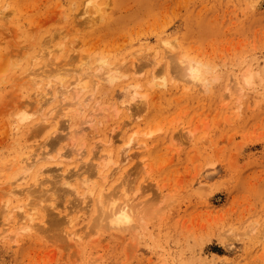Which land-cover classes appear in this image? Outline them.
<instances>
[{
    "label": "rangeland",
    "instance_id": "1",
    "mask_svg": "<svg viewBox=\"0 0 264 264\" xmlns=\"http://www.w3.org/2000/svg\"><path fill=\"white\" fill-rule=\"evenodd\" d=\"M164 40L215 77L189 85L173 56L160 61L137 124L115 112L128 79L86 89L68 116L72 88L30 81L78 54L86 62L65 83L101 57L127 68L140 58L150 66L129 75L143 81ZM131 136L130 152H143L87 195L100 152L116 159ZM125 193L131 222H104ZM29 212L38 224L22 229ZM0 264H264V0H0Z\"/></svg>",
    "mask_w": 264,
    "mask_h": 264
},
{
    "label": "bare ground",
    "instance_id": "2",
    "mask_svg": "<svg viewBox=\"0 0 264 264\" xmlns=\"http://www.w3.org/2000/svg\"><path fill=\"white\" fill-rule=\"evenodd\" d=\"M162 43H164V47L168 51L166 52V54L164 56H162V58H159L157 60L154 59V61H152L153 59L152 60L150 59V61H151L150 64L153 67H151L150 71L148 72V75L144 78L143 81H140L139 77H135V76L131 77L129 75V72H131V71L133 72V74H138V73H141L143 71L144 66H147V65L150 66L147 63L146 64H140L139 63L140 58H138L137 56L136 57L138 60L134 61V59H132V61L130 62V64H129L130 68L123 67V66H117V65H109V62L107 61V59L104 57H101V58H99V60L94 61V63L96 64V67H94V68H96L97 72L94 70H91V69L90 70L92 73L86 72L89 68H91V66L88 65L87 70H85V73L83 74L81 70H80L81 72L79 71V69H80L79 66L84 64L86 62V60L80 54H78L79 58H73V57L68 58L67 61H65V62L63 61L64 62L63 64H58L57 63L58 61L57 62L55 61L56 63L52 62V63H50L51 67L48 66L49 69H48V67H46V65H49V64H46L45 65L46 70H44V72L42 70L43 74L41 76H39L38 74L32 73L34 75H31L32 78H30V81L35 83L37 80H42V78L43 79L46 78L47 80H45L46 81L45 84L48 87L51 88L52 85L56 83V84H58L57 88L62 90L63 93H66L69 89L71 90V88H72L73 89V99L70 101V104L72 106L66 110L65 114L63 113L64 115L68 116L69 114H74L76 111H79V109H80L79 108V105H80L79 97H80V94L83 93L86 89L92 88V91H94L103 83L110 86V85L115 84L119 79H122V78L128 79L130 81H128V83H126L127 84V87L125 89V90H127L126 99H124L121 104H119V101L117 102V104L120 106L119 107L115 106V112L117 114H120L121 111H123L124 113L128 114V118H129L130 123H136L137 124V123H139L138 118L140 117L139 111L138 110L133 111L132 108L134 106H139V104L143 103L146 100L147 93L145 92V86L147 85L148 87H152L153 85L157 84V79L162 76L161 74H159L160 73L159 71H156V66H155V65L158 66L160 61L166 59L167 57L171 58V56H173L172 60H175L172 63V67L174 68V71L176 72V74L180 78H182L189 85L193 84L195 86H201L204 89H207L208 85L210 84V80L208 78L213 79L215 77L212 74H210L212 77L208 76L210 73V68L208 67L207 64H204L201 61L196 60V59H192V58H188V57L184 58V57L180 56L179 54H177V52H173L174 47L172 44L169 43V41L164 40V42H162ZM141 51H143V49ZM172 53H174V54H172ZM60 54H61V52H60V48H59V53H56L55 56L60 57ZM157 54H158V52L154 49L153 55H151L150 58H154V56H157ZM142 55H143L142 57L146 58L149 55V52L146 50V51L142 52ZM75 63H77V65L79 67V69H78V67L75 66V67H77V69L75 68L77 75L75 76V79H73L71 82L65 83L67 78L74 71V70H72V68H69V65H71V64L74 65ZM67 66H68V69L65 70L64 68L65 67L67 68ZM69 69L71 71L68 72ZM245 73H246L245 75H242L243 82H244V84H250L251 79H252V73L249 70L248 71L246 70ZM162 78H163V76H162ZM242 79L241 80L236 79L235 85L236 84L238 86L241 85ZM163 80H164V78H163ZM242 87L240 86V88H242ZM238 89H239V87H238ZM91 93H94V92H91ZM91 96H92V94L89 96V98H91ZM65 98L63 100H65ZM114 104H116V103H114ZM136 104H138V105H136ZM22 106L24 107L25 105H22ZM29 106H30V104H29ZM26 108H27V104H26ZM31 109H32V107L27 108V110H31ZM40 109H41V105H39V104L37 107L33 108V110L37 111V112L40 111ZM64 110H65V108H64ZM25 112H27V111H25ZM18 118L28 119L29 116L28 115H26V116L21 115V113H19ZM139 133H140L139 128H137L133 134L136 138V141H138L137 144L139 145V147H138V145L136 144L137 146H135V148L137 147V148L143 149L146 147L145 144H146L147 140L145 138H140L141 136L140 137L138 136ZM143 137H144V134H143ZM132 141H133V138L131 136L128 143H127V146L124 149L119 150V156H117L116 159L113 157L114 153H112V149H110V150L108 149V151H105V152H100V155L98 156L99 160L95 165V170L92 171L93 173H89V174H94V176H97V178H99L101 180V181L100 180H98V181H100L102 184H100L101 187L99 188L98 181H95L93 179L90 180L91 178L89 179V177H91L92 175L89 176L88 178L87 177L84 178V181H82V182L86 185L87 195L93 194L94 191H96L95 190L96 188H98L97 194L100 195L102 193L103 185L108 180L109 176L112 175L113 172H116L118 170L125 172L124 170H126V167H128L130 165L133 157L135 155H137L139 152L140 153L143 152L144 149L143 150L140 149L138 153H136V152L131 153L130 152L131 151L130 142H132ZM105 143L108 146H111L113 144L112 138H108L107 140H105ZM109 164H111L113 166L108 167ZM143 164H145V163H143ZM129 169L127 170V172L125 174L123 172H121V174L123 173L125 176H126V174L128 175ZM123 176H121V177H123ZM20 178H21V182L23 183V180L26 179V175L21 176ZM124 178L126 179V177H124ZM128 179H129V177H128ZM119 182H120V180H119ZM122 182L123 181H121L119 183L120 186H121ZM117 185L118 184H116V186ZM122 186H121V188H122ZM126 189L122 188L121 190L126 191ZM124 191L122 193H124ZM19 192L21 193V191H19ZM120 193L121 192H119V194ZM125 195H126V193L123 196V197H125L124 202L121 201V203H119L120 202L119 201L117 204L116 198H114V199L112 198L113 200H110L108 202L107 208L109 210L106 213H103L104 214V217H103L104 222H106L108 220L109 223L108 222L107 223L109 225L112 224V226L114 224H115V226H117V225L121 226V225L127 224L128 222H131V215H132V214L130 215V212H131L130 208L131 207L129 205V202H127L129 200V198L126 197ZM43 196L45 197V200L48 199V197L46 199V195H43ZM43 196H41L42 200H43ZM84 199L85 198H83V200ZM134 199H135V197H134ZM134 199H132V200H134ZM42 200H41V202H44ZM99 202L102 203V200H99ZM22 206L20 205L19 207H22ZM31 207H29L28 209L31 210L32 209ZM12 208L13 207H11V209ZM33 208H34V206H33ZM132 210H133V208H132ZM30 212H32V211H30ZM30 212L28 213L27 216H25V219H27V222H26V220H25V222L23 220L20 223L22 229H26L27 227L33 228L35 226V224H38L36 222H35V224L33 223L35 220L32 222L33 214H35L36 212L33 211V212H35L33 214H31ZM36 214H38V213H36ZM100 217L102 218V216H100ZM75 219H76V217H67L66 219H64L66 222L64 224L65 225L67 224L69 226L68 223L73 224ZM104 222L102 223V225H105ZM66 228H67V226H66ZM26 230H28V229H26ZM71 231H72V229H71ZM75 231H76V229L74 231H72V233H73L72 235L77 234L76 233L77 231L76 232ZM72 235H70V236H72Z\"/></svg>",
    "mask_w": 264,
    "mask_h": 264
}]
</instances>
